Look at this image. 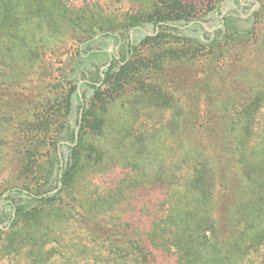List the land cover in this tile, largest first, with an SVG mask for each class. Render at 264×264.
Segmentation results:
<instances>
[{
	"label": "trees",
	"instance_id": "1",
	"mask_svg": "<svg viewBox=\"0 0 264 264\" xmlns=\"http://www.w3.org/2000/svg\"><path fill=\"white\" fill-rule=\"evenodd\" d=\"M72 1L0 0V264H264V0Z\"/></svg>",
	"mask_w": 264,
	"mask_h": 264
},
{
	"label": "rangeland",
	"instance_id": "2",
	"mask_svg": "<svg viewBox=\"0 0 264 264\" xmlns=\"http://www.w3.org/2000/svg\"><path fill=\"white\" fill-rule=\"evenodd\" d=\"M78 1L79 0H73L72 2H73V4H77ZM82 90L87 91V88L83 87ZM18 156H19L18 152H16L15 155L12 156V158H11V163L12 164H14V165L18 164V162H19Z\"/></svg>",
	"mask_w": 264,
	"mask_h": 264
}]
</instances>
